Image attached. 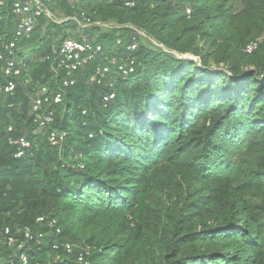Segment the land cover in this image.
I'll return each mask as SVG.
<instances>
[{
    "label": "trees",
    "instance_id": "16d2710c",
    "mask_svg": "<svg viewBox=\"0 0 264 264\" xmlns=\"http://www.w3.org/2000/svg\"><path fill=\"white\" fill-rule=\"evenodd\" d=\"M129 1L48 4L93 25L40 18L17 43L13 94L0 60V264H77L85 251L89 264H264V0ZM17 30L0 0V56ZM67 38L102 53L41 128L32 100L62 90L54 51ZM189 54L199 62L177 56Z\"/></svg>",
    "mask_w": 264,
    "mask_h": 264
},
{
    "label": "built area",
    "instance_id": "2783aa9c",
    "mask_svg": "<svg viewBox=\"0 0 264 264\" xmlns=\"http://www.w3.org/2000/svg\"><path fill=\"white\" fill-rule=\"evenodd\" d=\"M11 1L14 6V14L18 17V30L16 33L15 41L9 43L5 47L6 54L5 56H0V60L6 62L5 74L9 78L8 84L4 88L6 94H13L17 87V79L21 76L22 72L26 69L25 63L17 57L16 46L19 40L30 38L35 27L37 26L40 18H47L54 21L57 24H62L66 21H75L81 28H86L92 26L93 23L85 14H82L81 17H74L69 19L60 20L54 14L51 13L48 4L52 3L53 0H7ZM128 6H134V0H130L127 3ZM190 14V10L187 11ZM97 26H102L109 28L107 25H101L96 23ZM120 44V41L118 42ZM257 44H251L247 47V52L252 53L256 49ZM133 49V48H132ZM55 55L57 57V65L60 70L65 71L66 77L63 80L62 90L58 93H51L48 89H43L38 95L33 98V112L35 113V122L44 127L47 124H50L54 120V113H46V107L50 105L59 106L63 103V98L65 95V90L73 85H75L74 74L81 69H84L96 55L102 53L101 46H93L89 41L80 43L79 41L67 38L63 41L61 46L58 49H55ZM6 57V58H5ZM117 60L112 61V65H116ZM109 67H106L102 70H98L95 76L92 78V82H98L99 84L110 72ZM120 70L124 74L133 72V62L123 63L120 66ZM114 98V95L107 96L105 100L110 102ZM66 138V134L59 135L53 133L50 137V144L53 146H61ZM11 144H14L18 147V157H22L25 153V149L30 147V144L24 139H18L16 141H11ZM44 218H38V222H44ZM51 228H55L57 223L55 220L51 221L49 224ZM59 232V230H57ZM6 233H9V229L6 230ZM43 235H39V239H43ZM27 239H33L32 235L27 232ZM64 251L66 253H72L71 244L63 245ZM88 255V251H85L80 255L77 264H89L85 257ZM20 264H28V257L23 254L20 257Z\"/></svg>",
    "mask_w": 264,
    "mask_h": 264
},
{
    "label": "rangeland",
    "instance_id": "374dc122",
    "mask_svg": "<svg viewBox=\"0 0 264 264\" xmlns=\"http://www.w3.org/2000/svg\"><path fill=\"white\" fill-rule=\"evenodd\" d=\"M158 47V46H157ZM180 59H187V60H194V61H196V62H199V60L197 59V58H195L193 55H186V56H181V55H177ZM225 67H222L221 66V69H224Z\"/></svg>",
    "mask_w": 264,
    "mask_h": 264
}]
</instances>
